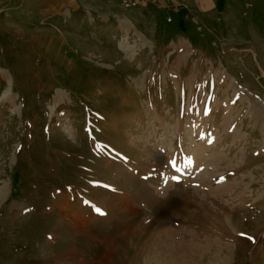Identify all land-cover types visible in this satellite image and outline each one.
Masks as SVG:
<instances>
[{"label":"rangeland","instance_id":"rangeland-1","mask_svg":"<svg viewBox=\"0 0 264 264\" xmlns=\"http://www.w3.org/2000/svg\"><path fill=\"white\" fill-rule=\"evenodd\" d=\"M249 4L241 50L178 49L122 0L0 4V264H129L112 221L150 196L264 264V0Z\"/></svg>","mask_w":264,"mask_h":264},{"label":"crops","instance_id":"crops-1","mask_svg":"<svg viewBox=\"0 0 264 264\" xmlns=\"http://www.w3.org/2000/svg\"><path fill=\"white\" fill-rule=\"evenodd\" d=\"M9 1L0 0V4H7ZM111 1L115 5L117 0H97L100 16L109 13L107 8ZM127 1L136 5L128 8L130 10L128 12L132 13L134 18L141 17L145 26L152 25L155 27L156 33L167 32L170 35H175L177 42L174 44L178 49L191 47L195 50H211L220 47L241 50L252 47L248 42L250 33L248 27L249 22H252V18L247 15L250 8L249 0H122V2ZM256 8L258 10V7ZM112 12L116 15L114 10ZM253 15V19L258 21L260 13L254 12ZM256 20L253 24L257 29L258 36H261V38L258 37V40H261L264 38V32L261 23ZM149 192L152 194V191ZM149 199L139 203L135 202L130 206L127 210L129 213L131 212L132 216L129 218L119 217L112 221L114 236L118 232L122 236L135 239L134 245H131V250L134 252L130 255L132 260L129 264L244 263L241 258L238 260L232 254L235 253L232 249H237L235 244L226 248L218 232L211 227H206V223H201L202 228L191 226L190 223L187 225L178 223L179 217L184 212L183 204H157V208L154 209L153 201ZM80 210L72 209L71 211L79 213ZM154 211L155 213H153ZM174 214L178 216L175 217ZM70 217L74 220L75 215ZM229 235L232 242L235 243L241 241L244 236L241 232H237V234L230 232ZM185 243H190L191 248L196 246L195 248L204 250L215 246L219 250L211 255L210 261L202 262L193 256H191L192 261H189L185 259L184 255L181 258V255L176 256L180 244L184 246ZM225 249L229 252L228 254ZM107 254V251L103 252L98 259V264L105 263Z\"/></svg>","mask_w":264,"mask_h":264},{"label":"built area","instance_id":"built-area-1","mask_svg":"<svg viewBox=\"0 0 264 264\" xmlns=\"http://www.w3.org/2000/svg\"><path fill=\"white\" fill-rule=\"evenodd\" d=\"M124 6L126 8H132V7H135L136 5L134 3H128V2H124Z\"/></svg>","mask_w":264,"mask_h":264},{"label":"snow or ice","instance_id":"snow-or-ice-1","mask_svg":"<svg viewBox=\"0 0 264 264\" xmlns=\"http://www.w3.org/2000/svg\"><path fill=\"white\" fill-rule=\"evenodd\" d=\"M97 211L99 212V209H97Z\"/></svg>","mask_w":264,"mask_h":264},{"label":"bare ground","instance_id":"bare-ground-1","mask_svg":"<svg viewBox=\"0 0 264 264\" xmlns=\"http://www.w3.org/2000/svg\"><path fill=\"white\" fill-rule=\"evenodd\" d=\"M60 96H62V95L60 94Z\"/></svg>","mask_w":264,"mask_h":264}]
</instances>
